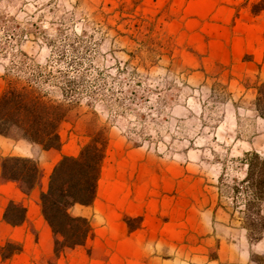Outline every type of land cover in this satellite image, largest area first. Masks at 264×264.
Here are the masks:
<instances>
[{
  "label": "rangeland",
  "instance_id": "rangeland-1",
  "mask_svg": "<svg viewBox=\"0 0 264 264\" xmlns=\"http://www.w3.org/2000/svg\"><path fill=\"white\" fill-rule=\"evenodd\" d=\"M263 24L264 0H0V94L16 81L70 107L57 157L103 133L102 192L149 182L171 216L225 224L248 200L245 153L264 158V41H237Z\"/></svg>",
  "mask_w": 264,
  "mask_h": 264
},
{
  "label": "crops",
  "instance_id": "crops-1",
  "mask_svg": "<svg viewBox=\"0 0 264 264\" xmlns=\"http://www.w3.org/2000/svg\"><path fill=\"white\" fill-rule=\"evenodd\" d=\"M257 17L261 15L254 19ZM254 27L256 36L257 25ZM247 38L238 37V48L245 51L253 47L257 53V42H263L264 36L253 39V43L252 36ZM258 76L259 82H264V61ZM64 151L58 150V155L65 154ZM124 153H119V157ZM0 156L34 157L48 172L41 186L26 195L16 182L3 181L0 170V246L12 242L22 247L21 252L5 262L0 256V264H48L55 258L54 234L41 213L39 197L47 189L48 177L60 156L54 149L43 150L26 140L1 135ZM243 169L242 185L246 164ZM122 180L123 176L113 175L104 192L98 187L92 205L77 204L70 209L71 215L87 218L92 231L84 245L64 249L55 258V264H258L253 255H264V232L253 241L244 225L246 199L240 216L235 219L230 214L226 225L218 222L215 208L209 221L199 218L193 222L190 217L171 216L160 206L154 184L147 182L133 194ZM11 201L26 208V221L21 225L13 226L4 220ZM125 215L139 219V225L131 229Z\"/></svg>",
  "mask_w": 264,
  "mask_h": 264
},
{
  "label": "trees",
  "instance_id": "trees-1",
  "mask_svg": "<svg viewBox=\"0 0 264 264\" xmlns=\"http://www.w3.org/2000/svg\"><path fill=\"white\" fill-rule=\"evenodd\" d=\"M255 110L264 119V82L256 87ZM66 96V94H63ZM70 107L63 100H55L30 84L10 81L0 94V135L13 140H26L43 150L60 149V127ZM107 139L97 134L76 156L63 155L53 167L48 186L39 197L44 219L54 234L55 258L67 248L84 245L92 231L90 221L73 216L70 209L79 204L92 205L97 197L101 168L106 156ZM248 200L245 204V228L249 238L257 241L264 232V158L256 151L245 153ZM1 179L16 182L29 195L41 185L43 169L34 157L0 156ZM133 229L132 218L124 217ZM4 220L13 225L26 221V208L11 201ZM20 244L8 242L0 246L3 262L21 252ZM55 258L48 264H55ZM253 261L264 264V261ZM4 264V263H3Z\"/></svg>",
  "mask_w": 264,
  "mask_h": 264
}]
</instances>
